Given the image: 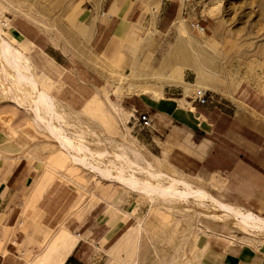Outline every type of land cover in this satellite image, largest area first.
Returning <instances> with one entry per match:
<instances>
[{"label":"crops","instance_id":"0c3cea01","mask_svg":"<svg viewBox=\"0 0 264 264\" xmlns=\"http://www.w3.org/2000/svg\"><path fill=\"white\" fill-rule=\"evenodd\" d=\"M171 20L167 10L157 16L135 0L81 5V51L57 46L24 16L11 17L8 29L33 45L52 95L46 92L74 110L99 95L110 74L132 76L139 92L127 107L148 112L152 122L131 119V132L149 153L203 188L218 201L215 208L264 218V92L234 67L219 79L186 68L182 80H169L156 66L151 33H164ZM157 71L160 79L151 77ZM202 89L205 104L197 99ZM39 134L37 126L0 118V264H121L140 253L141 220L154 240L175 243L137 191L118 182L79 188L68 181ZM205 229L202 240L186 244L183 264H264V237Z\"/></svg>","mask_w":264,"mask_h":264},{"label":"rangeland","instance_id":"374dc122","mask_svg":"<svg viewBox=\"0 0 264 264\" xmlns=\"http://www.w3.org/2000/svg\"><path fill=\"white\" fill-rule=\"evenodd\" d=\"M99 1L101 0H0V34L27 56L35 79L49 93L48 79L36 66L33 45L29 44L27 47L25 42L21 44L10 35L9 19L13 16H24L49 34L57 46L81 51L85 49V43L77 31L75 20L81 5L90 7ZM135 1L157 16L164 9L172 17L168 30L160 33L155 28L151 33H154L156 38V66L168 72L169 80H182L186 68L195 70L183 63L185 57H189L202 63V77L213 76L214 72L215 78H223L226 69L234 67L233 71L240 74V78L245 77L264 92V0ZM179 18L182 21L177 22ZM198 21L206 26L205 33L192 26V22ZM181 36L183 40L179 39ZM178 45H182V48L176 54L174 50ZM1 54L0 49V56ZM2 59L3 56L0 57V118L11 124L23 121L37 126L39 136L45 143V150L52 153V162L62 170L68 181L74 182L79 188L100 182H118L121 186L129 188L114 177L104 178L98 171L84 167L82 163L72 159L69 151L63 148L45 127L44 122L49 121L47 110L42 107L38 113L44 120L33 112L31 87L23 79L18 82V75L9 67L8 62ZM157 73L151 77L160 79L162 76L160 72ZM192 76L195 77V74ZM132 80V76L110 74L99 95L80 111L54 99V126L57 125V129H63L62 132L66 136L69 135L67 137L72 139V142L69 139L70 143L75 145L79 141V145L87 147L84 151L91 155L88 156L90 162L95 161L99 167L114 175L120 173L132 177L134 173L133 179L138 182L157 185L158 180L140 169L149 167L152 172L161 171L170 176L169 178L179 179L193 188H200L185 176L161 164L131 132L132 109L127 107V102L137 91L132 87ZM133 161L137 164L132 163ZM130 163L133 166H129ZM128 168L132 170L131 175H127L130 171ZM161 181L168 182L166 179ZM135 191L140 193L144 203L151 206L158 226L162 228V235L165 231L172 233L175 243L164 244L161 240H154L141 220V245L137 246L140 253L130 254L131 259H126L121 264H183L181 257L185 254L186 244L193 240H202L201 233L207 232L205 226L251 237H245L247 239L264 237V232L249 233L242 230L231 217H214L224 215V212L215 207L201 205L192 198L170 203L159 195ZM152 196H159L161 199H152Z\"/></svg>","mask_w":264,"mask_h":264},{"label":"bare ground","instance_id":"6f19581e","mask_svg":"<svg viewBox=\"0 0 264 264\" xmlns=\"http://www.w3.org/2000/svg\"><path fill=\"white\" fill-rule=\"evenodd\" d=\"M77 20H78V18H76V20H75L76 23H77ZM180 21H182V19H180ZM0 49L2 51L1 56H3V59L6 62H8L9 67H11V69L18 75L19 78H17V81L21 82V80L23 79L25 81V83H27L31 87V90H32V104L31 105H32V110H34L33 112H35V115L37 113L36 116H40L38 113L41 112L42 107L47 110L46 112L49 115L48 116L49 121L44 122L45 127L57 138V140L60 142V145H62L63 148H65L66 150H68L70 152L72 159L74 161H76L78 163L79 162L82 163L81 165H84V167L86 166V167H89L93 170L98 171L100 173V175L104 178L114 177L115 179L121 181L123 184H125L126 186H128L129 188H131L133 190H138L139 192L141 191L143 193H146L147 195L148 194L153 195V196L159 195V196L163 197L165 199V201H168L170 203H174V202L182 201L184 199L192 198L201 205H204V206H207L210 208L216 206V203H218V201L214 200V198H212L205 191H203L199 188H193L190 184L182 182L179 179L169 178L170 176H167V174L165 175V173L164 174L161 173V171L160 172L159 171L152 172L149 167H147V168H145V167L140 168L139 167L140 169L145 170L146 174L148 173V175L151 176L155 180H158V181L160 179L161 180H165V179L168 180L167 183L160 180V182H158V181L156 182L157 185H153L154 183L149 184L146 182H138L137 180L133 179L134 173H132V177L131 176H125V175H122L120 173H116L114 175L110 172H107L108 170L106 171L104 168L99 167L98 164L95 163V161L90 162L88 160L90 158V157L88 158V156L90 155V154L88 155L89 152H87V154H86L85 153L86 151H84L87 147L85 148L82 145H79L80 144L79 141L78 142L76 141L78 144L76 143L75 145L70 143L69 142L70 138H68L69 135H67L68 136L67 137L64 134V132H62V131H64L63 129L59 130V129H57L58 127L56 128L57 125L54 126L53 115H54V112L56 110L54 98H52L48 94V92H46V90H44L39 85L37 80L35 79V77L32 73V67H31L30 61L27 58V56L22 51L18 50L15 46L10 44L1 34H0ZM184 62H185V65L194 67L199 72V76L203 75L202 63L198 59H192L189 57H185ZM198 65L200 66V69L198 68L199 67ZM18 82H16V83H18ZM54 116L56 117V115H54ZM41 117L42 116H40V118ZM41 120H44L43 117ZM70 140L72 142V139H70ZM87 150H89V149H87ZM118 154L119 153L117 152V155ZM119 157H121L120 154H119ZM122 158H123V154H122ZM125 160H127V159L125 158ZM132 163H134V161ZM134 164H137L136 161ZM128 165L133 166L131 163ZM129 172H128L129 174L127 173V175H131L132 170H130ZM139 179H141V178H139ZM153 196H152V199L154 198ZM159 196L158 197L156 196L157 198L156 197L155 198L161 199V197H159ZM221 206L226 209V212L224 213V215L220 216L221 219H227L229 217L233 218L235 220V224L237 226H239V228H241L242 230H244L246 232H254V231L264 232V218L258 217L256 215L252 214L251 212L242 210L240 208L224 206L222 204H221Z\"/></svg>","mask_w":264,"mask_h":264},{"label":"built area","instance_id":"2783aa9c","mask_svg":"<svg viewBox=\"0 0 264 264\" xmlns=\"http://www.w3.org/2000/svg\"><path fill=\"white\" fill-rule=\"evenodd\" d=\"M192 26L201 33H205L206 31V26L201 24V22L199 21L192 22ZM206 92V89H202L198 92L197 99L199 103L205 104L207 102ZM130 118H132L135 122L139 123L142 126H149L152 122L148 112H139L138 110H135L130 116Z\"/></svg>","mask_w":264,"mask_h":264}]
</instances>
